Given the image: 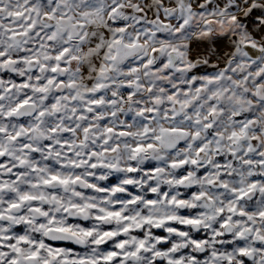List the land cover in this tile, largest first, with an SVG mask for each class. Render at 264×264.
I'll use <instances>...</instances> for the list:
<instances>
[{"label": "clouds", "instance_id": "obj_1", "mask_svg": "<svg viewBox=\"0 0 264 264\" xmlns=\"http://www.w3.org/2000/svg\"><path fill=\"white\" fill-rule=\"evenodd\" d=\"M0 58V264H264V0H0Z\"/></svg>", "mask_w": 264, "mask_h": 264}, {"label": "snow or ice", "instance_id": "obj_2", "mask_svg": "<svg viewBox=\"0 0 264 264\" xmlns=\"http://www.w3.org/2000/svg\"><path fill=\"white\" fill-rule=\"evenodd\" d=\"M0 63H7V60L3 59V58H0ZM24 103H26V101H24ZM17 107H20V105H17ZM15 109H13L14 111ZM55 179V177H54ZM24 197H22L23 199ZM10 207H16L17 205L16 204H11L9 205ZM262 215H264V213H262ZM21 240L24 239V237H20ZM9 247H15V245H8ZM0 247H3V245H0ZM141 247H143V245H141ZM21 251L20 248H16V252L19 253ZM58 254V253H57ZM39 252L37 251H33V252H30L28 254V256L24 257L25 260H36L39 258ZM49 257H52L56 254L52 253L51 250L49 251L48 253ZM117 254L115 252L113 253H110L109 256L107 257V259H111L113 256H116ZM132 255H135V253H132ZM157 255H159V253H157ZM11 264H19V260L17 257H13L12 258V261H11ZM41 264H50V260L48 259H44Z\"/></svg>", "mask_w": 264, "mask_h": 264}]
</instances>
